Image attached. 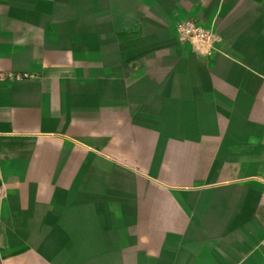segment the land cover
Wrapping results in <instances>:
<instances>
[{
    "label": "crops",
    "instance_id": "crops-1",
    "mask_svg": "<svg viewBox=\"0 0 264 264\" xmlns=\"http://www.w3.org/2000/svg\"><path fill=\"white\" fill-rule=\"evenodd\" d=\"M167 1L0 0V264H264V0Z\"/></svg>",
    "mask_w": 264,
    "mask_h": 264
},
{
    "label": "built area",
    "instance_id": "built-area-1",
    "mask_svg": "<svg viewBox=\"0 0 264 264\" xmlns=\"http://www.w3.org/2000/svg\"><path fill=\"white\" fill-rule=\"evenodd\" d=\"M178 33L204 44L209 52L216 50L218 36L212 27H206L197 19H186L177 23ZM4 76L0 74V79Z\"/></svg>",
    "mask_w": 264,
    "mask_h": 264
},
{
    "label": "rangeland",
    "instance_id": "rangeland-1",
    "mask_svg": "<svg viewBox=\"0 0 264 264\" xmlns=\"http://www.w3.org/2000/svg\"><path fill=\"white\" fill-rule=\"evenodd\" d=\"M162 1H163V0H162ZM167 5H168V1L165 0V2H163V3L161 4V6L163 7V10L165 9L164 7H167Z\"/></svg>",
    "mask_w": 264,
    "mask_h": 264
}]
</instances>
